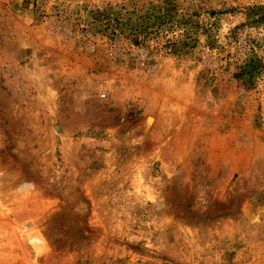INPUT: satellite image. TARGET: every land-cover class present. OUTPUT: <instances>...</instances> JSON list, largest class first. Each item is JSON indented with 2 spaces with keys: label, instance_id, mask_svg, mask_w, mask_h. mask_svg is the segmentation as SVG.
I'll return each instance as SVG.
<instances>
[{
  "label": "rangeland",
  "instance_id": "obj_1",
  "mask_svg": "<svg viewBox=\"0 0 264 264\" xmlns=\"http://www.w3.org/2000/svg\"><path fill=\"white\" fill-rule=\"evenodd\" d=\"M0 264H264V0H0Z\"/></svg>",
  "mask_w": 264,
  "mask_h": 264
},
{
  "label": "bare ground",
  "instance_id": "obj_2",
  "mask_svg": "<svg viewBox=\"0 0 264 264\" xmlns=\"http://www.w3.org/2000/svg\"><path fill=\"white\" fill-rule=\"evenodd\" d=\"M150 120V119H149ZM149 120L147 122H149ZM153 127V126H152Z\"/></svg>",
  "mask_w": 264,
  "mask_h": 264
}]
</instances>
